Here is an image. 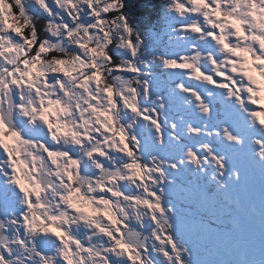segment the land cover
Here are the masks:
<instances>
[{
	"label": "snow or ice",
	"instance_id": "1",
	"mask_svg": "<svg viewBox=\"0 0 264 264\" xmlns=\"http://www.w3.org/2000/svg\"><path fill=\"white\" fill-rule=\"evenodd\" d=\"M165 7L0 0V264H215L257 174L264 246V0Z\"/></svg>",
	"mask_w": 264,
	"mask_h": 264
},
{
	"label": "rangeland",
	"instance_id": "2",
	"mask_svg": "<svg viewBox=\"0 0 264 264\" xmlns=\"http://www.w3.org/2000/svg\"><path fill=\"white\" fill-rule=\"evenodd\" d=\"M260 195L261 182L259 174H257L254 179L253 189L247 197L255 204L256 213L248 215L247 212L250 210L246 209V214L242 217L246 233L250 238L249 242L244 247H237L230 242L220 243L213 241L209 243L207 245L208 258L214 261L215 264H237L241 259L254 261L258 264L259 261L264 260V246L261 244V218L259 215L261 206ZM245 219H248V221ZM225 220L224 226H227L228 218L225 217Z\"/></svg>",
	"mask_w": 264,
	"mask_h": 264
},
{
	"label": "trees",
	"instance_id": "3",
	"mask_svg": "<svg viewBox=\"0 0 264 264\" xmlns=\"http://www.w3.org/2000/svg\"><path fill=\"white\" fill-rule=\"evenodd\" d=\"M126 14L134 28H136L146 41V44L152 46V37L159 35L161 43L155 48V51L164 50L163 36L165 28L166 7L160 0H125Z\"/></svg>",
	"mask_w": 264,
	"mask_h": 264
},
{
	"label": "clouds",
	"instance_id": "4",
	"mask_svg": "<svg viewBox=\"0 0 264 264\" xmlns=\"http://www.w3.org/2000/svg\"><path fill=\"white\" fill-rule=\"evenodd\" d=\"M133 2H135V0H133ZM161 4L166 6L167 0H160Z\"/></svg>",
	"mask_w": 264,
	"mask_h": 264
}]
</instances>
